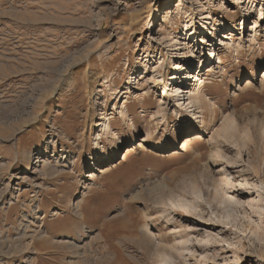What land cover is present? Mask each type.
<instances>
[{
	"label": "rangeland",
	"instance_id": "obj_1",
	"mask_svg": "<svg viewBox=\"0 0 264 264\" xmlns=\"http://www.w3.org/2000/svg\"><path fill=\"white\" fill-rule=\"evenodd\" d=\"M166 1L0 0V264H157L144 235L171 242L179 230L193 247L172 264H233L234 251L242 264H264V211L257 214L264 205V33L246 42L264 0H188L197 19L188 36L187 10L178 23L155 27ZM244 10L252 15L241 31ZM226 14L236 17L235 30L224 25ZM220 24L238 49L221 46V62L217 53L204 73L196 59L203 128L187 104L163 95L177 70L171 38L178 29L183 46H192L196 36H210L205 49L216 54L211 40L221 38ZM195 48L200 56L203 48ZM102 116L111 132L97 129ZM147 135L153 140L142 146ZM38 150L45 161L24 174ZM224 167L242 207L219 208L214 191L211 199L204 193V180H219ZM190 187L204 193L195 192L205 198L204 214L189 217L178 207V197L196 199Z\"/></svg>",
	"mask_w": 264,
	"mask_h": 264
},
{
	"label": "bare ground",
	"instance_id": "obj_2",
	"mask_svg": "<svg viewBox=\"0 0 264 264\" xmlns=\"http://www.w3.org/2000/svg\"><path fill=\"white\" fill-rule=\"evenodd\" d=\"M187 1L188 0H181V2L179 4H177V6H175V2H173V0H167L166 1V6H164L160 11L157 12V13L161 14V12L163 11V14H165L164 16L158 14V16L160 17L158 20H162L163 19V23H159V21H157L155 23V27L157 25H159V24H160L159 25L160 27H163L164 24L168 23V21L172 22V23H174V22L178 23L181 20V18H179V16L182 15L183 14L182 12L187 10V8L189 6V5L186 4ZM256 1H260V0H249V2H253V3L256 2ZM195 3L200 4V0H195ZM192 4L193 3H191L190 6ZM187 11L191 12L190 8ZM170 12L174 13L175 15L174 16L171 15ZM186 12H185V14H186L185 17L186 18L190 17V19L186 23L187 28H190L187 31V33H186L187 36H188V33L190 34L191 30L193 31L194 27L196 26V20L197 19L195 18V14H193L192 12L189 15H187ZM200 12H202V11H200ZM208 12L210 13V11H208ZM240 12H242V11H240ZM244 12H245L244 15H243V12H242V19H241V29L242 30L241 31H243V28H244V23H245L244 22V20H245L244 18H246V17L248 18L249 16L252 15V13H249L246 10H244ZM203 18H208V17H203ZM203 18H202V20H203ZM235 18L236 17H232L230 14H226V17L223 18L224 25L227 23V21H229L230 22V29L235 30L234 29ZM202 20L199 21V24L201 23ZM204 23L205 22H203L202 25H200V29L202 30V32L199 33L200 34L199 37L207 32L206 31L207 29L205 30ZM221 29H223V25H221L220 30L217 31L218 32L217 34H218L219 38L221 37L220 39H218L219 42H218V40L216 38L211 40V43L213 42V45H214L215 51H216V54L212 51L211 55H208L209 49L206 50L205 49V44H204L205 41H210L209 40L210 36H205L204 35V37L201 40H200L199 37L196 36L194 38L195 43L192 46L191 45H188V46L184 45L183 46V44H182V34L180 33V31H178V29L174 30L173 34L175 36H173L171 38V39L175 40L174 46L176 48L175 49L176 50L175 58H174V61L171 63V65H173L177 70L173 71L172 75L169 77V79L167 81V85H165V87H164V94L163 95L166 98V100H169V101L171 99H173V97L175 98L174 99L175 101H177L179 99L182 100L181 107H184L187 104V109H188V110H186L187 114L188 115L190 114L189 116L192 117V118L198 119V121H199L198 123H200L203 128L205 127L207 119H206V117L203 116V113H204L203 103L204 102L202 101L203 99H201L202 93L200 92V82H199L201 80L200 79L201 75L199 73L197 75L194 74L195 71H196V64H197L196 59L198 58V61L200 62V65L202 67L200 72L204 73L208 69V67L211 65V63L214 62V64H215V60H216L215 56L217 55V53H218V56H217L218 58H217L216 61H218L219 63L221 62V59H222V57L220 56L221 55V50H222L221 46L226 47L228 51H232L234 47L236 49H238L237 46L234 45V38H235L236 35L234 36V33L232 31L229 32V33L227 31H223L222 32ZM250 29H251V32H250L251 35H250V33L247 35L246 42H248V43L250 42L251 44L252 43L254 44L255 41L260 39L261 34L264 33V6L260 8L259 17H258V19H256V18L254 19L253 25L251 26ZM152 31L155 32V29H153ZM157 35L159 37V38H157V40L159 42H161V38H160L161 36L160 35H163V33H161L158 30L156 35H155V37ZM193 36H194V34L192 35V37ZM192 37H191V39H192ZM201 44H203V46H201ZM195 46L199 47V49L203 48L202 51L200 52V56H196L197 49L195 48ZM209 47H210V45H209ZM188 55H189V57H188ZM207 56L210 57V60H208L209 57L207 58ZM207 60H208V62H207ZM189 62H191V65H189ZM208 71H209V69H208ZM156 73H157L156 75H158L159 78L163 76V74H161L160 72H156ZM261 78L264 80V71L262 72ZM180 79H181V81H180L181 83L176 85L175 83L178 82ZM172 85H174V87L172 89L170 88V90H169V87H172ZM193 86H196V87L193 89V88H191ZM171 91L173 93H171ZM178 106L179 105L175 106L177 113L180 112V107H178ZM122 114L125 115V113H122ZM100 119L101 120L96 123L97 129L101 128V129H105L106 131L111 132L112 131V127H111V125H109L108 119H106L105 116L104 117L102 116ZM233 121H230V124H232ZM226 122H228V121H226ZM230 124L229 125L227 124V125L230 126ZM234 124H236V123H233V125ZM258 124H259V122H258ZM263 125L261 126V128L263 127ZM227 128H225V130H227ZM241 128H244V127H241ZM232 129H234V128H232ZM228 130L230 131L229 128H228ZM228 130H227L228 134L230 132H232V131L229 132ZM234 130H233V132H234ZM258 130H259V128H258ZM100 136H101V134H100ZM197 136H196V138H198ZM152 140H153V138L150 137V135L144 136L143 140H142V146H143V144H148V143L150 144V141H152ZM190 141H191V138H189V137L186 138L184 145H186ZM132 150L133 149L131 147H129V148H127L126 151L127 152L128 151L131 152ZM236 150H237L236 153L240 154V150L239 149H236ZM127 154L128 153H126L124 155V158H126L128 156ZM44 156L45 155L40 150H38L35 153V158H34L33 162L29 163L26 166V169L24 170L23 173L24 174H34V169H36L37 167L40 166L39 163L45 161V159H43ZM106 169H107V166H103V167L97 168L96 170L98 172H100V173H103V172H105ZM219 172L222 173V176H221V178L219 180L216 179V178H214V179L213 178H209V177H211L209 175H208L209 177H207L206 180L203 179L205 181V183L204 182L203 183L206 186V192H204L205 195H209L208 198L211 199V197H210L212 195L211 191L213 190L214 191V197H212L211 200L216 201L217 202V206L219 204V208L222 207L221 205H223V204L225 205V203H231L235 207H242V205L244 206L245 202H243V200L240 198L239 193H235V191H234L236 189V184L234 183V177L232 176L233 175L232 172L227 167H224L223 169L219 170ZM92 175H94V174H92ZM193 181H195V179L192 180L191 182H193ZM260 181H262V180L260 179ZM197 182H199V181H197ZM197 184L195 185V183H194V185H191V186H195V187L197 186V188H198ZM202 187H204V185L200 186V189ZM187 190L192 192L191 187H190V189L188 188ZM187 190L185 192H187ZM193 190H195V189H193ZM201 190H199V191L201 192ZM199 191L196 190L195 192L198 193ZM195 192L194 193L192 192L191 194H195ZM179 193H181V190H180ZM190 193H188V194H190ZM204 193L201 192V194H204ZM191 194H190V196L187 195V197L188 196L191 197ZM201 194H195L196 195V199L194 201H192V202H185V200L187 198L182 201V199L180 200L179 197L177 199H175V200L179 199L178 202L180 201L179 202L180 204L178 203V207L180 209L185 210L189 217L191 216V214H204V208H203L204 202L202 200H204L205 198ZM200 196H202L203 199ZM217 196H218V198L220 197L218 200H217ZM208 198H206V199L208 200ZM259 198H260V202H263L261 200H264V194L261 193L260 191H259ZM187 201H188V199H187ZM205 202H206V200H205ZM199 208H200V210H199ZM200 211H202V213ZM261 211H264V205H261L260 208H259V211L257 212V214H259L260 218H261V215H260ZM80 214H81V212H80ZM184 231H186V230H183V232H180V230H179V233H177L178 235L172 237V238H174V241H171V242H170L171 237H170V239H168L167 237L165 238V237H161L159 235L158 236L156 235L157 237L153 236V238H151V237H149V236H147L145 234L144 238H143L144 242H142V243H145V245H146V248H145L146 251L145 252L147 253V251H148L150 253V255H154L157 264H172L173 261H176V260H178L179 263H181V261L183 259H187L188 258L187 257V251H190L192 249V247H193L192 246L193 242H192L191 238L189 237L190 235L186 233L188 231H186V232H184ZM250 231L252 232V234H254L256 236V238L259 241L262 240V235H260L256 230L251 229ZM170 234L171 233H168V235H170ZM207 242H208L209 245L211 244L209 241H207ZM28 244H31V243H28ZM234 257H235V261L233 262V264H242L241 260L239 258L240 257L239 253H237V251H234ZM204 258H206V254L205 255L202 254L201 260L204 259ZM155 259H153V260H155ZM198 260L194 261L192 263L198 264L200 262ZM99 264H111V263H108V262H106L104 260H101V258H99Z\"/></svg>",
	"mask_w": 264,
	"mask_h": 264
}]
</instances>
